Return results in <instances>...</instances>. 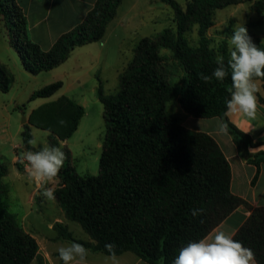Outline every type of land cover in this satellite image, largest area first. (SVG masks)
I'll list each match as a JSON object with an SVG mask.
<instances>
[{"label":"trees","instance_id":"16d2710c","mask_svg":"<svg viewBox=\"0 0 264 264\" xmlns=\"http://www.w3.org/2000/svg\"><path fill=\"white\" fill-rule=\"evenodd\" d=\"M175 14V27L164 29L137 43L134 56L119 77L118 91L107 95L99 87L97 95L104 108L106 134L98 175H79L71 153L55 179V199L68 220L80 224L93 242L76 240L61 224H55L62 239L83 244L110 255L106 243L116 245V256L132 252L148 264H171L179 249L208 236L236 209L249 216L233 238L255 253L264 264V207H253L231 191L232 170L217 141L209 134L182 125L169 112L177 103L195 118H223L242 158L256 167L255 184L264 164V143L255 141L224 116L229 75L223 82L212 77L216 57L229 58L228 40L217 46L208 35L218 10L242 3L264 16V0H162ZM122 0H97L85 20L63 34L44 51L28 35L26 17L16 0H0V22H4L24 61L25 70L37 75L65 62L79 46L100 41L116 15ZM196 30L197 40H191ZM253 42L264 48L261 37ZM168 52L169 55H165ZM172 60L185 74L184 85L173 82ZM205 77H211L205 79ZM10 76L0 63V89L10 91ZM263 82L264 79H260ZM63 86L61 81L33 92L30 100L49 98ZM262 102L263 99L260 98ZM65 103L64 120L59 108ZM62 111V110H61ZM85 109L62 97L33 110L32 125L49 132L48 145L61 147L78 129ZM23 133L26 150L32 135ZM6 167L0 162V196L8 193L2 178ZM204 214L193 217L192 209ZM203 221V222H201ZM37 240L8 212L0 213V264H45Z\"/></svg>","mask_w":264,"mask_h":264},{"label":"rangeland","instance_id":"374dc122","mask_svg":"<svg viewBox=\"0 0 264 264\" xmlns=\"http://www.w3.org/2000/svg\"><path fill=\"white\" fill-rule=\"evenodd\" d=\"M176 1L183 7L186 5L185 0ZM174 20V11L162 0H122L115 19L107 25L104 40L78 48L59 66L37 75L25 71L24 61L13 44L10 31L4 22H0V63L8 70L11 87L8 93L0 89V162L7 171L2 182L8 187V193L0 196V213L8 212L15 216L24 229L39 240L57 233L49 228V223L62 215V209L50 201L35 206L27 202L31 200L28 194L32 187L27 183L30 178L19 159L20 153L26 150L23 146V133L28 126L37 141L35 147L48 145L50 134L32 125V111L61 96L82 105L86 116L82 118L76 132L61 142V148L70 151L72 165L79 175H98L106 134L104 108L98 99V89L101 87L107 95L116 93L119 77L132 60L139 40L175 27ZM239 23L247 28L251 38L255 36L264 40V16L257 14L251 4L242 3L216 12L215 24L208 32L214 45L217 46L224 39L229 41L233 29ZM196 30L190 36L193 42L197 40ZM164 53L169 55L168 52ZM167 62L173 71L174 84L181 88L185 81L183 70L172 60ZM58 81L63 86L51 98L30 100L34 91ZM65 106V103L58 106L60 120H64ZM167 109L184 121L179 104L169 103ZM13 163L18 166L16 174L12 168ZM48 186L52 187V183ZM40 193H36L37 203L44 199ZM67 223L74 238H90L79 223L71 220H67ZM44 242H41L43 246ZM68 244L70 241L66 240L60 246Z\"/></svg>","mask_w":264,"mask_h":264},{"label":"crops","instance_id":"0c3cea01","mask_svg":"<svg viewBox=\"0 0 264 264\" xmlns=\"http://www.w3.org/2000/svg\"><path fill=\"white\" fill-rule=\"evenodd\" d=\"M16 1L26 17L29 38L33 42L38 44L44 51H48L53 47L55 42L63 34L73 30L76 26H78L85 20L87 14L93 9L97 0H16ZM106 35H107V29L104 37L100 41L104 40ZM97 42H92L86 45H91V44L93 45ZM86 45L79 46L76 49H74V51L77 50L78 48L85 47ZM258 86L260 91L257 93V98L259 103H258L256 118L249 119L244 117L243 115H237L231 118L230 121L233 124H235L241 131L250 135L255 141L264 143V102L260 100V98H262L264 101V87H263V82L261 80H259ZM62 97L65 96H61L57 98L55 101H57ZM51 102L54 101H49L47 103H51ZM182 113H183L182 115L184 116V121L181 120V122L184 127L193 131H201L209 134L217 141V143L221 147L223 153L225 154L226 158L230 163L232 170V182H231L232 193L246 200L253 207H264V206H257V201L264 200V164L262 165L260 176L257 182L253 184L252 181L256 175L257 169L254 165L247 163L242 158L238 150V147L236 146L231 135L228 132L220 133L218 131L217 121L220 118L218 117L209 118V119L195 118L191 115H188L183 109H182ZM85 116H86V111L84 117ZM81 123L82 120L80 121L79 125H81ZM17 167L18 166L15 165V163H13L12 168L14 171H16L15 174L18 173ZM6 175H7V171H6ZM5 176L3 178H5ZM27 183L29 186L32 187V189L29 191L28 194V196H30L29 199H31L27 201L28 204L30 206H35L37 204H41V205L46 204L47 200L44 201V199L40 200L41 203H37L36 193L37 192L40 193L41 190L34 183V181L29 179ZM28 185L26 184V186ZM56 186H57V181L54 180L52 182V187L55 189ZM50 202H53L55 206H58L60 208L56 199ZM61 211L63 216L61 215L60 217H56L53 221L49 223V228L52 229L53 231H57L56 228L54 227L55 224L57 223L63 225L68 229V223H67L68 219L66 218L64 211L63 210ZM248 216H249V212L247 210L243 208H238L230 216H228L218 227H216L210 234H214L215 230L223 229L227 232H230L234 236L235 233L238 231V229L246 221ZM32 236L37 240L39 244L40 247L39 252L43 256L45 260V264H62V261L58 257L57 249L61 247L60 244L66 241V239H62L59 236L58 231L57 233L52 234V236L45 237L42 240L37 239L34 235ZM76 240L84 241V242H93L90 238L85 240L82 239H76ZM42 241H45L44 246L41 243ZM72 242L75 241H70V243ZM87 249H88L87 264H112V261L109 258L110 255H106L102 252L93 251L90 248ZM116 257L118 260V264H148L147 262L137 257L132 252H125L123 254L117 255ZM255 264L258 263L255 261Z\"/></svg>","mask_w":264,"mask_h":264},{"label":"clouds","instance_id":"9594fccd","mask_svg":"<svg viewBox=\"0 0 264 264\" xmlns=\"http://www.w3.org/2000/svg\"><path fill=\"white\" fill-rule=\"evenodd\" d=\"M228 54L226 65L223 56L216 57L217 67L212 72V77L223 82L230 69L231 86L226 89L230 98L226 100L224 116L231 119L243 115L255 119L259 103V80L264 79V48L258 47L249 36L247 28L239 23L229 38ZM227 127L223 118L217 121L220 133H226ZM27 144L34 148L37 141L32 138ZM19 159L24 164L28 177L41 189L40 194L44 199L54 201L55 189L48 185L59 176L64 166L66 155L62 148L45 145L39 150H25L20 153ZM257 206H264V200L257 201ZM191 214L193 217L201 216L204 209H192ZM105 249L110 254L112 264H118L116 245L106 243ZM57 252L62 264H87L88 249L81 243L72 242L61 246ZM171 264H255V253L235 240L233 234L219 229L214 234L181 247Z\"/></svg>","mask_w":264,"mask_h":264},{"label":"water","instance_id":"95a60500","mask_svg":"<svg viewBox=\"0 0 264 264\" xmlns=\"http://www.w3.org/2000/svg\"><path fill=\"white\" fill-rule=\"evenodd\" d=\"M25 121V118H23V122Z\"/></svg>","mask_w":264,"mask_h":264}]
</instances>
